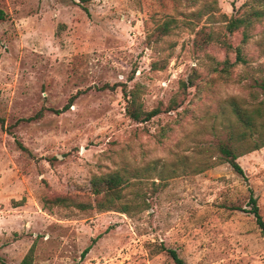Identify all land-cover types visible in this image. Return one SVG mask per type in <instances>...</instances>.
Segmentation results:
<instances>
[{
    "label": "rangeland",
    "instance_id": "rangeland-1",
    "mask_svg": "<svg viewBox=\"0 0 264 264\" xmlns=\"http://www.w3.org/2000/svg\"><path fill=\"white\" fill-rule=\"evenodd\" d=\"M241 7L264 0H0V264L33 244L34 264H177L162 246L185 264H264L249 211L254 195L264 218V147L238 158L244 175L210 167L238 125L233 104L264 98V16L246 41L225 28ZM236 47L246 63L231 65ZM134 94L146 110L184 99L137 122ZM106 174L124 178L114 202L128 212L96 207Z\"/></svg>",
    "mask_w": 264,
    "mask_h": 264
},
{
    "label": "trees",
    "instance_id": "trees-1",
    "mask_svg": "<svg viewBox=\"0 0 264 264\" xmlns=\"http://www.w3.org/2000/svg\"><path fill=\"white\" fill-rule=\"evenodd\" d=\"M190 5L196 4L198 0H187ZM261 4V3H260ZM212 4L209 6L205 3L201 9L198 10V14L196 15L197 19H201L203 15L211 12ZM242 7L236 10L229 21L225 24V28L228 32L233 33L240 28H243V40L246 41L249 38V34L246 32L251 25L254 23V20L260 19L264 16V11L260 8H254L252 11L243 14L240 13ZM195 17V16H194ZM171 20H166L164 23L157 27L155 32H159L157 37L160 38L164 35L171 34L172 28L170 25ZM204 27L200 29L199 34L203 31ZM159 40V39H158ZM213 40L212 32L210 31L209 35L203 40V42H199V48H203L208 43H211ZM226 41H222L224 43ZM229 48L232 46L229 44ZM237 58L234 63L231 65H235L238 63H246V59L242 55L241 48L236 47ZM163 67V66H161ZM224 69V68H223ZM195 81L190 78L188 83H183V92L186 93L188 86H194ZM261 87L264 89V81L261 82ZM75 96L71 97L70 101L64 106V109H68L75 100ZM184 99V98H183ZM183 99L177 100L173 99L166 107L158 106L151 110H146L143 108L141 103L138 102L136 95H133V98H130L129 104L126 108L127 115L137 121V122H147L151 120L154 116L164 112L175 110L180 107L183 103ZM233 112L236 114L238 125L233 126L229 131L230 136L228 137V142L223 146H220L221 156L217 158L210 167L217 166L224 162H228L236 172L241 175H244V169L238 162V158L245 154H248L252 151L261 149L264 147V98L255 105H249L245 107H240L237 103L233 104ZM43 110L37 113V117L42 116ZM0 124L4 127L5 118L0 115ZM255 137L256 140H253ZM239 142V143H238ZM24 148V146H22ZM26 149V148H24ZM125 180L119 174H106L104 176L99 177L93 182V194L95 195L96 207L100 210H118L121 212H128L126 207H118L114 200L116 197H120V190L123 187ZM69 200V202H67ZM56 203H66V206L70 205H78L75 199L70 200L67 197H58L55 199ZM249 203L251 205L250 212H252L256 218L257 224L259 225L261 232L264 235V218L260 212V207L258 205V199L254 195L250 196ZM62 205V203L60 204ZM87 207H93L92 202H88L85 204ZM168 251L173 257L174 261L177 264H185L182 258L179 257L176 250L171 248H165L162 246L158 252ZM34 244L31 246L25 257L19 264H34ZM90 251V246L85 248L82 252V257H85L86 254ZM78 264V263H75Z\"/></svg>",
    "mask_w": 264,
    "mask_h": 264
}]
</instances>
